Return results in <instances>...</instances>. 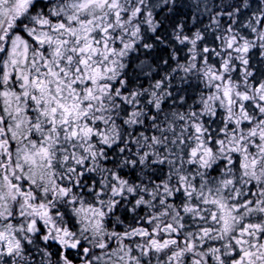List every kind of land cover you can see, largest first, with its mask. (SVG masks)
<instances>
[{
    "label": "snow or ice",
    "instance_id": "6c2138e0",
    "mask_svg": "<svg viewBox=\"0 0 264 264\" xmlns=\"http://www.w3.org/2000/svg\"><path fill=\"white\" fill-rule=\"evenodd\" d=\"M0 264H264V0H0Z\"/></svg>",
    "mask_w": 264,
    "mask_h": 264
}]
</instances>
